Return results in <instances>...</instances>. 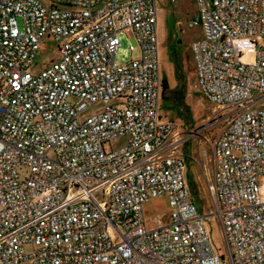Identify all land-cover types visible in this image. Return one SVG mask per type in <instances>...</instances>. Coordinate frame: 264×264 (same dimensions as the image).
<instances>
[{
    "label": "built area",
    "instance_id": "built-area-1",
    "mask_svg": "<svg viewBox=\"0 0 264 264\" xmlns=\"http://www.w3.org/2000/svg\"><path fill=\"white\" fill-rule=\"evenodd\" d=\"M196 5V85L227 122L191 159L224 250L187 187L192 134L159 112L158 1L0 0V264H264V0ZM121 34L136 54L116 62ZM46 38L58 56L31 72Z\"/></svg>",
    "mask_w": 264,
    "mask_h": 264
},
{
    "label": "rangeland",
    "instance_id": "rangeland-1",
    "mask_svg": "<svg viewBox=\"0 0 264 264\" xmlns=\"http://www.w3.org/2000/svg\"><path fill=\"white\" fill-rule=\"evenodd\" d=\"M43 1L47 4L51 2ZM157 1L160 74L168 90L165 95L161 94L159 112L163 119L174 121L186 134H192L187 148L195 154L200 132L206 130L208 136L216 135L226 124L227 116L223 115L218 106L206 100L196 85L191 44L202 35L201 27L192 24L197 8L196 0ZM120 39L116 62L126 61L136 54L130 50V34H121ZM57 56V41L46 38L29 70L36 72ZM111 144L119 148L124 144V138H114ZM190 164L186 162L185 165L189 194L200 214L204 215L211 242L220 253L224 250V239L220 224L212 214L213 203L206 184V178L210 177V166L201 168L196 163ZM169 210V197L166 193L152 197L145 203L148 227L156 226L158 218L165 223Z\"/></svg>",
    "mask_w": 264,
    "mask_h": 264
},
{
    "label": "crops",
    "instance_id": "crops-1",
    "mask_svg": "<svg viewBox=\"0 0 264 264\" xmlns=\"http://www.w3.org/2000/svg\"><path fill=\"white\" fill-rule=\"evenodd\" d=\"M161 94H163V82H162V90H161ZM178 130L179 132H184L186 133V131H184L183 129L181 130L179 127H178ZM190 140V139H189ZM188 140V141H189ZM188 143V142H187ZM188 144H186V149H187V152H186V157H185V165H186V162H188L189 164L190 163H196L194 162L192 159H191V156H195L197 152H195V154H193L192 152L188 151V148H187ZM210 155V154H209ZM201 156V160H202V164H203V167H209L210 166V163H209V156H205L203 153L200 154ZM198 166H200V164L196 163ZM191 166V164L189 165V167ZM210 171H211V166H210ZM187 171L185 170V176H186ZM211 174V172H210ZM186 181H187V177H186ZM149 201V200H148ZM147 201V202H148Z\"/></svg>",
    "mask_w": 264,
    "mask_h": 264
},
{
    "label": "trees",
    "instance_id": "trees-1",
    "mask_svg": "<svg viewBox=\"0 0 264 264\" xmlns=\"http://www.w3.org/2000/svg\"><path fill=\"white\" fill-rule=\"evenodd\" d=\"M162 82H163V95H165V92L168 90H167V86L165 84V81L163 80Z\"/></svg>",
    "mask_w": 264,
    "mask_h": 264
},
{
    "label": "bare ground",
    "instance_id": "bare-ground-1",
    "mask_svg": "<svg viewBox=\"0 0 264 264\" xmlns=\"http://www.w3.org/2000/svg\"><path fill=\"white\" fill-rule=\"evenodd\" d=\"M222 113H224V112H222Z\"/></svg>",
    "mask_w": 264,
    "mask_h": 264
}]
</instances>
